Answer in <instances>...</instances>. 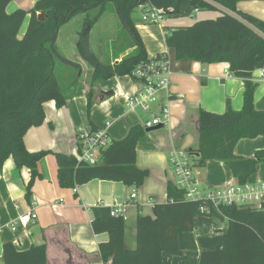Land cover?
I'll use <instances>...</instances> for the list:
<instances>
[{"label": "trees", "instance_id": "trees-1", "mask_svg": "<svg viewBox=\"0 0 264 264\" xmlns=\"http://www.w3.org/2000/svg\"><path fill=\"white\" fill-rule=\"evenodd\" d=\"M243 0H37L26 13L23 10L7 12L11 0H0V172L4 161L12 158L16 168H27L26 198L30 197L39 172L36 163L49 151L26 150L24 134L44 123V104L55 101L57 108L66 103L55 75L54 43L64 26L81 12L96 10L90 26L96 23L107 4L113 3L118 18L131 35L134 49L113 66L95 63L86 49L87 38L78 45L82 58L91 61L93 72L86 94L88 107L92 105L93 86L101 80L130 75L141 62L147 61L141 38L131 20V14L145 4L156 8L173 9L172 16L181 14V6L189 3L199 11L224 9L211 20H198L190 26L164 27V40L173 61L191 60L201 64L227 63L229 72L244 81L241 110H227L223 114L200 110L198 113V147L188 152L196 166L205 161H221L230 169L239 183H245L259 164L264 163V150L256 151L252 158L243 159L234 154L235 144L241 139L264 136V110L254 108V90L257 82L252 73L255 60L264 58V21L236 10ZM37 13H42L40 19ZM27 28L22 35L26 16ZM23 30V31H22ZM22 35V36H21ZM157 55L156 57H160ZM146 131L134 125L121 140L110 141L101 151L100 162L94 166L80 162L74 155L54 153L58 167L57 179L62 188H74L90 180L122 182L129 187H140L149 175L148 170L135 164L137 141ZM166 204H155L153 215H138L135 221V248L125 247V222L114 217L110 208L92 210V231L108 234L100 244L103 264H163L161 256L181 255L177 236L208 224L211 213L199 211L202 202L184 199L183 191L171 182L166 189ZM227 223L222 247L203 251L198 264H264V209L219 207ZM3 264H46L44 244L18 251L7 242L2 246Z\"/></svg>", "mask_w": 264, "mask_h": 264}, {"label": "crops", "instance_id": "crops-1", "mask_svg": "<svg viewBox=\"0 0 264 264\" xmlns=\"http://www.w3.org/2000/svg\"><path fill=\"white\" fill-rule=\"evenodd\" d=\"M36 1L11 0L7 12L23 10L28 13ZM217 8V11H199L185 3L181 6V14L166 16L160 25H145L142 20L136 22L131 14L147 57L151 59L168 53L171 58L168 92L159 95L160 102L152 105L150 111L125 109L123 95L142 92L144 89V84L130 75H115L98 81L92 88L90 107L86 97L90 78L87 85L80 84L76 78L71 80L62 108H57L52 100L44 104V123L30 128L24 134L27 151L50 152L36 163L39 176L33 183L30 197L26 198V182L29 178L27 168H16L10 157L4 161L0 172V264H3L2 246L7 242L12 243L18 251L44 244L46 264H103L98 246L108 240V234H95L91 226L92 210L102 206L121 208L126 230L125 247H136L137 216L151 217L155 204L167 203L166 189L172 177L168 154L172 150L189 151L198 147V112L203 110L223 114L230 109L239 111L242 108L244 81L230 74L227 63L208 65L191 60L173 61L165 45L164 27L190 26L198 20L215 19L221 15L220 7ZM236 10L264 21V0H243L236 4ZM37 16L43 18L42 13H37ZM28 18L29 15L25 19V30ZM161 36L162 43L159 41ZM134 47L132 40L125 48L114 51L107 65L113 66L120 62ZM62 58L68 68H81L84 64L80 54L74 56V62L64 53ZM255 62L252 77L257 81L256 76L264 69V58L256 59ZM253 95L255 110L263 111L264 79L257 81ZM164 104L170 115L168 122L149 132L144 129L145 135L135 145V164L149 172L142 186L129 187L122 182L96 179L69 189L60 186L54 153L78 157V136L99 129L105 122H110L107 128L110 141L121 140L132 126H142L151 119L152 114H158ZM235 145L234 154L237 157L252 158L256 151L264 150V136L241 139ZM194 176L200 180V187L203 184V188L238 182L227 165L217 160H208L203 166L196 167ZM249 182L264 183V163L259 164L249 176L246 183ZM132 195H135L133 200ZM28 212L35 213L37 220L23 226L19 220ZM226 223L225 216L217 210L210 223L178 234L177 245L181 255L163 253V264H198L203 251L222 247Z\"/></svg>", "mask_w": 264, "mask_h": 264}, {"label": "built area", "instance_id": "built-area-1", "mask_svg": "<svg viewBox=\"0 0 264 264\" xmlns=\"http://www.w3.org/2000/svg\"><path fill=\"white\" fill-rule=\"evenodd\" d=\"M221 8V7H220ZM140 17L146 25H160L166 16H172L173 9L156 8L150 4L139 6ZM222 9V8H221ZM226 12L224 9L222 10ZM172 73L171 58L168 53H163L160 57L148 59L141 62L130 74L134 80L142 82L144 89L142 92L124 94L123 99L125 109L128 111L139 109L143 112L150 111L152 105L160 102L159 95L168 92L169 77ZM257 81L264 79V69L260 70L256 76ZM256 81V82H257ZM170 115L166 105L160 107L158 114H152L151 119L142 124L143 129L164 125L168 122ZM110 122H105L99 129L83 133L77 138L78 160L88 165L94 166L100 162L101 151L110 143L107 128ZM172 177L171 183L179 190L183 191L185 200L191 202H202L199 211L201 213H213L219 207L235 206L238 208L264 209V183H239L217 186L216 188H201L200 180L194 176V169L197 167L194 158L185 150H172L168 154ZM135 195L131 199H135ZM121 208H110V214L118 217ZM37 216L33 212L25 213L20 218V224L26 226L32 221H36Z\"/></svg>", "mask_w": 264, "mask_h": 264}, {"label": "rangeland", "instance_id": "rangeland-1", "mask_svg": "<svg viewBox=\"0 0 264 264\" xmlns=\"http://www.w3.org/2000/svg\"><path fill=\"white\" fill-rule=\"evenodd\" d=\"M222 11L223 9L220 8ZM98 12L89 10L81 12L70 22L64 24L59 30L58 37L54 43V50L58 54L55 56V75L63 92L67 93L70 89V82L73 78L78 79L80 84L88 82L93 70L91 61L83 60V66L68 68L62 58L63 53L70 59L75 61L74 56L78 55V45L86 33V49L93 56L95 63L107 65L108 59L114 51H119L131 43L132 37L127 33L120 18H118L114 4L106 5L104 12L98 17L93 25L86 24L87 20H93ZM132 17L135 21H141L140 11L136 9ZM196 17V16H195ZM196 19V18H195ZM194 21V20H192ZM24 25L22 29L25 30ZM157 28H159L157 26ZM23 31V30H22ZM163 36L159 37L162 43ZM162 47V44L161 46ZM80 58V57H79ZM203 188V184L201 185Z\"/></svg>", "mask_w": 264, "mask_h": 264}, {"label": "water", "instance_id": "water-1", "mask_svg": "<svg viewBox=\"0 0 264 264\" xmlns=\"http://www.w3.org/2000/svg\"><path fill=\"white\" fill-rule=\"evenodd\" d=\"M85 36H86V33H85ZM84 36V37H85ZM161 126H157V127H151V128H149L148 130H146L147 132H149V131H151V130H154V129H158V128H160Z\"/></svg>", "mask_w": 264, "mask_h": 264}]
</instances>
